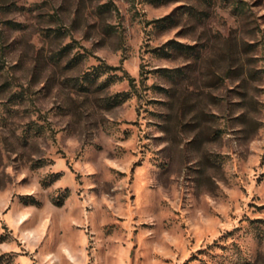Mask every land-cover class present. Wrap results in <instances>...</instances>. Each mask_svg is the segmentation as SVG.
Returning a JSON list of instances; mask_svg holds the SVG:
<instances>
[{"label": "rangeland", "instance_id": "rangeland-1", "mask_svg": "<svg viewBox=\"0 0 264 264\" xmlns=\"http://www.w3.org/2000/svg\"><path fill=\"white\" fill-rule=\"evenodd\" d=\"M0 264H264V0H0Z\"/></svg>", "mask_w": 264, "mask_h": 264}, {"label": "trees", "instance_id": "trees-1", "mask_svg": "<svg viewBox=\"0 0 264 264\" xmlns=\"http://www.w3.org/2000/svg\"><path fill=\"white\" fill-rule=\"evenodd\" d=\"M128 81H129V83L130 84H132V82H133V79H131V78H128ZM33 202V204H37V202L36 201H32Z\"/></svg>", "mask_w": 264, "mask_h": 264}]
</instances>
